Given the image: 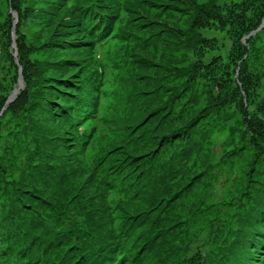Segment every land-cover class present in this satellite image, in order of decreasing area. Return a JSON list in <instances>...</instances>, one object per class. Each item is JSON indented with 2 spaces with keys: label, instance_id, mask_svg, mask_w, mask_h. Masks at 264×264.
<instances>
[{
  "label": "rangeland",
  "instance_id": "1",
  "mask_svg": "<svg viewBox=\"0 0 264 264\" xmlns=\"http://www.w3.org/2000/svg\"><path fill=\"white\" fill-rule=\"evenodd\" d=\"M88 1L0 0V220L29 203L28 219L82 223L81 200L69 201L82 191L104 197V223L120 233L127 215L146 219L136 233L160 227L144 264H222L264 198V0H91L113 28L93 34L87 85L99 104L75 152L57 144L56 113L60 82L77 77L66 66L85 59L71 43L73 8L104 21ZM105 151L137 156L141 177L125 196L85 187Z\"/></svg>",
  "mask_w": 264,
  "mask_h": 264
},
{
  "label": "trees",
  "instance_id": "2",
  "mask_svg": "<svg viewBox=\"0 0 264 264\" xmlns=\"http://www.w3.org/2000/svg\"><path fill=\"white\" fill-rule=\"evenodd\" d=\"M62 1L60 0V4ZM88 2L89 4L95 3L92 6V12L102 16L104 21L93 25L96 16L88 12L84 13V11L76 12L77 7H72L74 18L72 32H74L73 36L75 35V37L71 43H78L77 46L80 47L78 50L82 51L85 59L79 61L78 57H73L69 61V65L66 66L68 71L71 73L74 71L72 74L77 75V77L73 76L75 77L73 80H69L72 76L60 80V87L63 86L68 94L63 103L65 106L56 113V116L58 114L59 117V120L56 117V122L64 130L62 135L56 136L57 144L66 150L71 148L70 150L75 152L78 151L76 149L89 146L91 136H87V127L83 122L86 121V118L94 119L96 117L99 104L96 97L92 100V96L89 95L92 91L87 85V80H90L91 74H93L89 69V55L92 52V45H94L93 34L97 32L99 35V29L103 26L110 32L113 28L112 23L108 21V19L113 18L110 17L109 12L105 11L102 14L95 1L90 0ZM80 5L82 4H78V6ZM102 22L104 23L101 24ZM58 44L64 43L58 42ZM96 46L97 43H95V49ZM66 59L60 60L64 63ZM76 62L80 64H76ZM71 63L76 66H71ZM83 80L85 81L84 84ZM61 89L63 90L62 87ZM38 94H44V92L41 93L40 88H38L36 95ZM46 100L47 104L53 105L54 111L58 109V106H55L56 100H52L50 97ZM58 104H62L61 100L58 101ZM79 124L85 125V127L77 128ZM174 136H177V133ZM84 137H86L85 141H83ZM161 138V144H163L168 141L169 137L163 136ZM129 154L121 151L103 152L96 158L97 160L95 159V167L89 170L90 177L85 180L87 183L85 187H90L96 181L98 186L106 192L110 188H117L120 189L119 191H123L125 196V194L135 190V186L141 177V170L137 169L138 163L132 161L137 156H134L132 151ZM48 184L50 185L49 181ZM33 188L42 190L41 187H38L35 178L33 179ZM41 195H43L42 192ZM61 197V199H66V195ZM90 197L91 199L82 191L78 192L77 197H69L70 202L81 200V206L76 208L79 212L73 216L80 215L83 220L82 223L68 221L69 216H55L56 223L52 225L41 223L36 218L28 219L27 215L30 213V208H27L29 203L26 204L25 201L23 203L26 205L21 213L14 207L10 208L11 214L9 216L2 215L0 220V263L11 264V260H13L14 264H144L147 258L145 257L146 253L158 240L157 237L161 236L160 227L150 223L145 229L136 233L135 228L145 224L146 219L137 215H127L123 216L124 231L120 233L111 224L104 223H110V218L113 217L108 213L104 197L98 195L96 197L94 194ZM47 202L46 204L51 206L60 204V200L56 204L55 199L54 204L50 203V198ZM122 204L125 202H120L119 208ZM55 211L59 214L66 212V210ZM241 226H244L241 230L242 233L239 234L237 226L236 235H233V239L225 247L224 253L218 254L217 263L264 264V198L254 208L253 220L252 217L244 220ZM159 255V259L164 256L162 253Z\"/></svg>",
  "mask_w": 264,
  "mask_h": 264
}]
</instances>
